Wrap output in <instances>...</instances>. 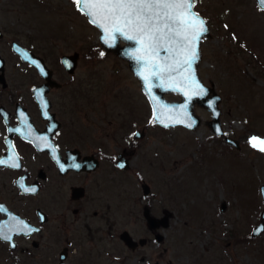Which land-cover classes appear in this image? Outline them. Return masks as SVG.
Wrapping results in <instances>:
<instances>
[{"label": "flooded vegetation", "instance_id": "flooded-vegetation-1", "mask_svg": "<svg viewBox=\"0 0 264 264\" xmlns=\"http://www.w3.org/2000/svg\"><path fill=\"white\" fill-rule=\"evenodd\" d=\"M3 5L0 264H127L132 257L162 264V254L149 260V248L161 245L163 226L154 225L167 216L151 204L148 184L144 193L146 183H139L145 205L128 208L124 219L122 200L129 196L120 183L144 129L132 130L134 119L109 107L110 97L115 104L121 92L110 96L108 82L92 73L91 45H77L69 26L25 33L21 26L33 19L31 11L12 10L9 0ZM124 232L136 243L126 245ZM204 261L235 264L215 252Z\"/></svg>", "mask_w": 264, "mask_h": 264}, {"label": "rangeland", "instance_id": "rangeland-1", "mask_svg": "<svg viewBox=\"0 0 264 264\" xmlns=\"http://www.w3.org/2000/svg\"><path fill=\"white\" fill-rule=\"evenodd\" d=\"M5 1L0 9H5ZM9 4L12 10L31 11L33 19L21 22L25 33H57L60 26H69L77 45L82 40L91 45L92 73L108 82L110 96L121 92L115 104L110 97L109 107L114 105L122 117L134 119L132 130L144 129L120 189L129 196L122 200L125 223L128 208L145 205L139 183L150 186L151 204L169 219L168 226L159 228L164 236L161 245L149 248V260L162 254V264L170 259L172 264H206L204 257L215 252L235 264H264V231L251 236L261 220L264 185V152L249 143L253 136L264 139V9L256 0H194L195 11L210 31L200 44L198 73L205 85L213 83L220 96L224 134L235 139L239 149L211 131L207 125L211 112L199 105L194 112L201 122L195 130L156 125L150 102L127 61L104 51L99 30L72 0H9ZM165 97L180 99L175 93ZM138 261L128 258L127 264Z\"/></svg>", "mask_w": 264, "mask_h": 264}, {"label": "snow or ice", "instance_id": "snow-or-ice-1", "mask_svg": "<svg viewBox=\"0 0 264 264\" xmlns=\"http://www.w3.org/2000/svg\"><path fill=\"white\" fill-rule=\"evenodd\" d=\"M83 4L90 22L99 26L105 36V43L115 40L118 33L128 41H134L138 48L132 53L139 62L143 60L148 75L140 73L147 83L149 76L160 77L164 72L172 71L171 66H162L155 62L159 50L166 48L175 51L183 60L177 63L192 67L196 59V43L204 33V21L192 14L190 0H74ZM195 84V81L192 82ZM199 89V85H195ZM199 89L193 94L203 95ZM167 127V125H165ZM249 143L264 152V139L251 137ZM15 166V165H14ZM122 166V165H121ZM35 191V189H25Z\"/></svg>", "mask_w": 264, "mask_h": 264}, {"label": "water", "instance_id": "water-1", "mask_svg": "<svg viewBox=\"0 0 264 264\" xmlns=\"http://www.w3.org/2000/svg\"><path fill=\"white\" fill-rule=\"evenodd\" d=\"M190 2L192 4L190 9L191 13L198 15L193 9V0H190ZM256 2L260 8L264 9V0H256ZM77 7L80 11L86 14L87 9L83 7L82 3L79 5L77 4ZM198 16L205 22L200 15ZM88 20L90 21L91 17L88 16ZM93 25L99 30V41L103 49L106 52H113L121 59L126 60L128 67L139 80L143 93L150 101L153 121L155 124L164 128L181 125L189 130H195L201 122V118L194 112L195 105H199L211 112V119L207 121V125L211 131L216 135L223 136L224 141L228 145L239 149V145L235 139L224 135L220 121V96L214 90L213 83H211V86L205 85L198 73V65L201 61L200 44L204 37L210 35L206 23H204L205 31L196 43V59L193 61L191 69H189L187 65L177 63L178 60L182 61L183 57L175 51L170 53L166 50L168 47L166 46L165 48H161L158 57H153V59L156 63L162 66H171L173 70L170 72H164L160 77L149 76V81L147 83L140 74L144 73L145 75H148L145 62L143 60L138 62L132 55V53L138 48V45L134 41H128L123 36L116 33L114 34L115 40L110 46L109 43H105V34L103 30L96 24ZM121 42H123V44H121ZM17 51L21 56L23 55V50L17 48ZM193 81H195V84L192 83ZM195 85H199V89L204 90L203 95L193 94L194 91H199ZM167 93L178 94L180 100H168L165 97V94ZM165 125H167V127ZM135 136L141 137L142 133L136 132ZM142 187L144 193L149 192V186L147 184H143ZM260 192L263 201V211L261 213V221L253 229L252 236L260 235L264 230V185L261 186ZM150 222L155 224V218H150ZM159 222L162 224L160 225L156 223L154 226L165 227L169 224L167 217H162ZM122 238L128 246L134 244V242L136 243L128 232H124Z\"/></svg>", "mask_w": 264, "mask_h": 264}]
</instances>
